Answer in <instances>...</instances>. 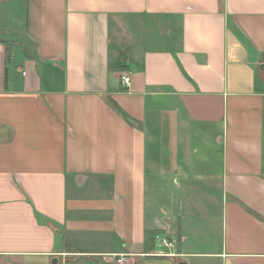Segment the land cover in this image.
Wrapping results in <instances>:
<instances>
[{"label":"crops","instance_id":"crops-1","mask_svg":"<svg viewBox=\"0 0 264 264\" xmlns=\"http://www.w3.org/2000/svg\"><path fill=\"white\" fill-rule=\"evenodd\" d=\"M24 2L0 264H264V0Z\"/></svg>","mask_w":264,"mask_h":264},{"label":"rangeland","instance_id":"rangeland-1","mask_svg":"<svg viewBox=\"0 0 264 264\" xmlns=\"http://www.w3.org/2000/svg\"><path fill=\"white\" fill-rule=\"evenodd\" d=\"M25 0L0 1V40L11 46L13 39L22 38Z\"/></svg>","mask_w":264,"mask_h":264},{"label":"built area","instance_id":"built-area-1","mask_svg":"<svg viewBox=\"0 0 264 264\" xmlns=\"http://www.w3.org/2000/svg\"><path fill=\"white\" fill-rule=\"evenodd\" d=\"M123 81L125 83H129V76L128 75H125L123 77ZM157 244L159 247H171L173 245V240L164 236V235H158V241H157ZM160 254L161 255H169L170 253H167V252H164L163 250H160ZM126 254H121L119 257H116V263H120V264H123L126 260Z\"/></svg>","mask_w":264,"mask_h":264}]
</instances>
